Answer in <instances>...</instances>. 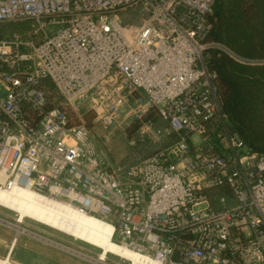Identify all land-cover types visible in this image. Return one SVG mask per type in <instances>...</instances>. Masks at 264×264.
<instances>
[{
  "label": "built area",
  "instance_id": "built-area-1",
  "mask_svg": "<svg viewBox=\"0 0 264 264\" xmlns=\"http://www.w3.org/2000/svg\"><path fill=\"white\" fill-rule=\"evenodd\" d=\"M214 2L0 0V23L32 26L0 38V189L109 224L137 256L111 253L126 264H264V151L230 130L205 61ZM137 3L147 17L122 25ZM49 84L66 105L89 99L104 127L124 106V119L155 109L160 125L146 121L130 145L158 147L112 164Z\"/></svg>",
  "mask_w": 264,
  "mask_h": 264
},
{
  "label": "trees",
  "instance_id": "trees-1",
  "mask_svg": "<svg viewBox=\"0 0 264 264\" xmlns=\"http://www.w3.org/2000/svg\"><path fill=\"white\" fill-rule=\"evenodd\" d=\"M257 12L259 19L255 20ZM209 20L212 25L204 34L203 42H220L244 58L258 54L264 56V0H215ZM25 21L27 27L20 36L23 39L31 37L30 21ZM258 33L262 35L261 54L253 47V38ZM0 38L11 39L14 36L0 35ZM204 53H208L205 61L215 75L214 81L219 87L221 106L227 113L230 130L253 150L264 151V67L244 64L215 47L208 46ZM153 112L155 109H151L142 120L136 119L129 131H134ZM83 114L88 121L96 117L94 112L91 116L87 112Z\"/></svg>",
  "mask_w": 264,
  "mask_h": 264
},
{
  "label": "rangeland",
  "instance_id": "rangeland-1",
  "mask_svg": "<svg viewBox=\"0 0 264 264\" xmlns=\"http://www.w3.org/2000/svg\"><path fill=\"white\" fill-rule=\"evenodd\" d=\"M141 8H142V3H137L135 5L120 10L118 14L121 17L122 25L129 27L139 26L148 15V12L142 10ZM257 19H259L258 12L255 20ZM26 27H27V23L25 20L4 22L0 24V35L14 36V37L16 36L21 38L20 36H23L21 33L25 31ZM29 27L30 30L32 31L31 23L29 24ZM31 31H30V36L32 35ZM253 41H254L253 47L257 48L256 52L258 51L261 54L263 48L261 33H258L253 38ZM208 43L210 44L209 45L210 47H215L220 50H223L228 54V56H231L236 60H238L237 58L242 57L239 56L234 51L229 50L220 42H208ZM204 56L207 59L208 53H204ZM245 59L250 61L244 64H254V65L257 64V66L264 67V56L262 55L258 54L253 58H245ZM49 89H50L49 92L50 96L54 97L55 101L60 106L62 105L68 106V111L76 122L84 123L91 129V132L94 135V138L98 146L105 150L112 164H121L124 162L134 163L137 160L145 157L149 153L153 152L158 147V145L152 142L150 139H146L145 141H139L137 142L136 145L133 146L130 145V138L137 133L138 129L146 121L148 120L152 121L154 126L160 125L159 119L157 118L155 112H153V114L150 116L149 119L141 121L140 125L134 131L130 132L129 129L131 130L132 124L138 118L124 119L123 117L126 115L128 109V106H124L119 110L118 112L119 116L115 124L109 127H104L97 120L96 117H93L91 118L90 121H88L86 116H84L83 112H87L89 116L93 115V112L95 113V111L91 107V102L89 99H78L70 106V105H66L67 102L65 101V99L54 91L53 85L49 84ZM169 139H172V137H170ZM167 143L168 142H166L165 144ZM20 213L21 212L19 210H13L10 208L0 206V217L3 219L0 220V223L6 225H10L9 223H11L10 226H13L14 223H17L16 219L18 214ZM28 216L39 222L37 221L35 222V220L29 219ZM24 217H28V218H25V221L21 222L20 225L23 228L38 234V236L36 235L33 236V234L20 232L17 230L19 235L16 238H19L20 236L21 238L20 240H31L32 244L35 246H40V245L45 246L47 248L48 254H51L52 256H56V260L59 264H98V263H95L94 261L87 259V257L78 255L76 253H72L71 251L53 245L51 241L57 242L74 250H77L80 253L86 254L94 259L97 260L102 259V261L104 263L106 262L107 264L108 263L126 264V262H123L118 256L111 253L107 254L106 250H104V248L102 247L105 246L103 244L99 243L101 247L92 245L88 240L84 239L85 238L84 236L74 235L72 234V232L68 231L67 229H64L60 226H56L53 223L43 220L41 218H34L31 215H27V214ZM113 250L117 251V249H113ZM16 254L18 256L26 257L28 259H31L32 257L31 254L22 251L21 248L17 249Z\"/></svg>",
  "mask_w": 264,
  "mask_h": 264
},
{
  "label": "bare ground",
  "instance_id": "bare-ground-1",
  "mask_svg": "<svg viewBox=\"0 0 264 264\" xmlns=\"http://www.w3.org/2000/svg\"><path fill=\"white\" fill-rule=\"evenodd\" d=\"M0 203H2L7 208L19 210L21 212L17 216V223H14L13 225V227L20 232H25L28 234H33V236H38V234L31 232L20 225L21 222L25 221V218L29 217V219L35 220L30 216L24 217L27 214L31 215L34 218H41L43 220L53 223L56 226H60L64 229H67L74 235H82L85 237L83 238L88 240L92 245L101 247L100 244H103L107 246H102L104 250H106L107 254L109 252L119 254L121 256L132 258L134 261H136L137 259V256L133 252L127 251L124 248H119L117 247V245H115V243L111 239L112 227L109 224L103 222L100 219L83 215L82 213L68 207L65 204H55L54 206H52L47 203H44L39 198L35 197L33 193L30 192L28 189H20L13 191H6L4 189H0ZM36 221L37 220H35V222ZM9 224L11 225V223ZM51 243L68 251H71L72 253L87 257V259H90L95 263L107 264L106 262L104 263L102 259H94L86 254L80 253L77 250L59 244L57 242L51 241ZM113 249H117V251ZM119 251L124 255L121 254ZM0 264L12 263L9 262L6 258H4L0 259Z\"/></svg>",
  "mask_w": 264,
  "mask_h": 264
},
{
  "label": "crops",
  "instance_id": "crops-1",
  "mask_svg": "<svg viewBox=\"0 0 264 264\" xmlns=\"http://www.w3.org/2000/svg\"><path fill=\"white\" fill-rule=\"evenodd\" d=\"M18 235L13 226L0 223V259L6 258L12 264H59L56 256L48 254L45 246H35L31 240H20V236L16 238ZM19 248L31 254V259L18 256L16 251Z\"/></svg>",
  "mask_w": 264,
  "mask_h": 264
},
{
  "label": "water",
  "instance_id": "water-1",
  "mask_svg": "<svg viewBox=\"0 0 264 264\" xmlns=\"http://www.w3.org/2000/svg\"><path fill=\"white\" fill-rule=\"evenodd\" d=\"M8 260V259H7Z\"/></svg>",
  "mask_w": 264,
  "mask_h": 264
}]
</instances>
